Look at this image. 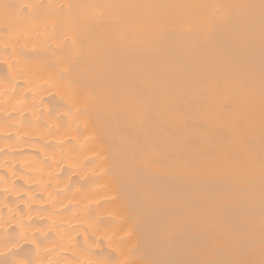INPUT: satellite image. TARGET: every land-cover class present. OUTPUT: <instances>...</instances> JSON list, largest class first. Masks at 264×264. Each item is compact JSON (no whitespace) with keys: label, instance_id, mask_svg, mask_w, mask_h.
Wrapping results in <instances>:
<instances>
[{"label":"bare ground","instance_id":"obj_1","mask_svg":"<svg viewBox=\"0 0 264 264\" xmlns=\"http://www.w3.org/2000/svg\"><path fill=\"white\" fill-rule=\"evenodd\" d=\"M0 261L264 264L262 0H0Z\"/></svg>","mask_w":264,"mask_h":264},{"label":"snow or ice","instance_id":"obj_2","mask_svg":"<svg viewBox=\"0 0 264 264\" xmlns=\"http://www.w3.org/2000/svg\"><path fill=\"white\" fill-rule=\"evenodd\" d=\"M262 2H264V0H262ZM0 6H2L4 9H11V8H13L14 7V5H11V4H3V5H0ZM0 264H6V262H4V261H0Z\"/></svg>","mask_w":264,"mask_h":264}]
</instances>
